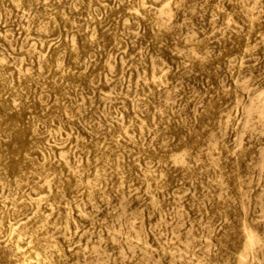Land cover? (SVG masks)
<instances>
[{
    "label": "rangeland",
    "instance_id": "obj_1",
    "mask_svg": "<svg viewBox=\"0 0 264 264\" xmlns=\"http://www.w3.org/2000/svg\"><path fill=\"white\" fill-rule=\"evenodd\" d=\"M0 264H264V0H0Z\"/></svg>",
    "mask_w": 264,
    "mask_h": 264
},
{
    "label": "bare ground",
    "instance_id": "obj_2",
    "mask_svg": "<svg viewBox=\"0 0 264 264\" xmlns=\"http://www.w3.org/2000/svg\"><path fill=\"white\" fill-rule=\"evenodd\" d=\"M173 140V139H172ZM19 261V260H18Z\"/></svg>",
    "mask_w": 264,
    "mask_h": 264
}]
</instances>
